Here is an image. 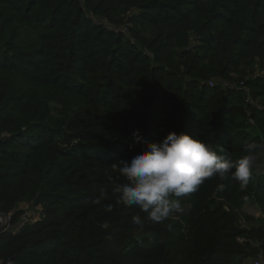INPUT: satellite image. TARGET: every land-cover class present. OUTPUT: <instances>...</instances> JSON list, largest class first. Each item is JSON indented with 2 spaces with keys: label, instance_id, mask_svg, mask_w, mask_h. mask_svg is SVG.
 I'll return each mask as SVG.
<instances>
[{
  "label": "trees",
  "instance_id": "trees-1",
  "mask_svg": "<svg viewBox=\"0 0 264 264\" xmlns=\"http://www.w3.org/2000/svg\"><path fill=\"white\" fill-rule=\"evenodd\" d=\"M98 1L0 0V213L25 199L43 211L17 233L0 232L1 258L14 264H241L264 252V225L242 230L232 216L245 197L264 213V165L256 164H264V111L247 105L260 112L261 132L257 123L243 124V104L241 125L228 112L229 101L217 99L240 98L229 71L238 47L245 48L243 60L264 54V0ZM136 8L128 19L134 42L95 17L118 26L126 21L120 15ZM143 24L152 27L150 37L137 28ZM189 31L200 40L209 33L200 50L163 56L179 32ZM182 62L179 73L174 64ZM211 78L233 87L210 86ZM136 129L139 143L131 140ZM169 132L203 140L233 162L251 156L246 189L232 178L233 168L178 198L183 211L160 223L122 204L114 189L127 181L113 164ZM230 200L237 205L227 210ZM135 215L142 225L132 222ZM104 222L108 229L100 227ZM244 236L259 246L239 241Z\"/></svg>",
  "mask_w": 264,
  "mask_h": 264
},
{
  "label": "clouds",
  "instance_id": "clouds-1",
  "mask_svg": "<svg viewBox=\"0 0 264 264\" xmlns=\"http://www.w3.org/2000/svg\"><path fill=\"white\" fill-rule=\"evenodd\" d=\"M131 140L140 142L139 129L131 133ZM251 162L249 155L233 162L217 154L203 140L183 132H169L158 143L146 142L130 160L113 164L127 181L118 184L114 193L122 204L137 206L148 220L160 223L173 212L183 211L178 198L195 192L206 179L224 178L234 168L232 178L241 186L246 185L251 176ZM132 222L142 225L143 220L135 215ZM100 227L108 229L110 225L104 222Z\"/></svg>",
  "mask_w": 264,
  "mask_h": 264
},
{
  "label": "rangeland",
  "instance_id": "rangeland-1",
  "mask_svg": "<svg viewBox=\"0 0 264 264\" xmlns=\"http://www.w3.org/2000/svg\"><path fill=\"white\" fill-rule=\"evenodd\" d=\"M86 0H81V4L83 6H86ZM99 1L98 0H90V3L91 4H96L98 3ZM137 8L136 9H133V10H127L125 13L121 14L120 17H125V23L121 24V25H118V26H115V25H111L108 20L106 18H100L98 16H95L96 19H100L101 21H103V23H105L106 25H110L111 27L115 28L116 31L118 32H122L126 34L127 37H129L130 39H132V42H134L135 40L133 39V36H130L131 35V32H130V28L133 27V23L131 24L130 22H128V19L134 15L135 13H138L137 12ZM105 28V27H104ZM137 28H140L142 30L143 33H145L147 35V37H150L151 36V26L148 25H138ZM190 32V31H189ZM187 32L185 34H182V32H179L175 38V40H173L171 42L172 46L170 49H167L165 50V54L163 56H166L168 57L169 59H171V54L174 56V54H176L177 52L179 51H182V50H191L190 48H197L198 50H200L201 47H203L204 45V40L209 37V33L208 32H203L202 34V40H200L199 36L192 32ZM189 33L188 35V38L186 40V43L182 42V39L180 37H185L187 34ZM181 42H180V40ZM145 51L149 52L151 54V52L146 49V48H143ZM197 49H195L194 51H197ZM245 48L243 47H238L236 49V51L238 52V55L237 56H232L231 57V65L229 67V71H230V75H233L234 78H236V81H234L235 83H237L238 85V88H239V92L241 93L240 94V98L238 100H236V98L234 99H228V97L226 98L225 96H222V95H218L217 99H223L225 100L226 102H228V105L230 106L229 107V113L230 114H233L236 119H238L239 121V124L242 125V121H243V115L241 114L240 112V105L243 104V109H247V105L251 103L250 107H255L257 110L259 111H264V84L263 82L261 81V79L263 78L264 76V54L261 55V54H256V55H252V56H249V58H246L245 60H243L244 56H245ZM206 50H204L202 53H205ZM249 53H252L249 51ZM210 54V53H209ZM175 66H178L176 67V69L180 72H183L185 70V64L182 62V63H175L174 64ZM186 75V74H185ZM216 78H211V81L213 82V84H211L212 82L211 81H208V85L210 86H215V85H220L223 87V89H228V88H232L233 86H229V81L226 80V81H219V80H214ZM224 83H227L228 84V87H225L223 86ZM243 84V86H242ZM235 84V86H237ZM224 91V90H223ZM226 93V92H225ZM231 97V96H229ZM247 98H250L251 102L247 103L246 102V99ZM216 99V100H217ZM235 101H238L237 103ZM255 108H251L250 110L255 114V119L254 122L255 124L257 123V126L255 127H258V129L260 130V127H261V122L257 121V114L256 113H260L259 111L255 110ZM250 111V113H251ZM254 124V125H255ZM253 126V125H252ZM261 132L263 130H260ZM256 164H259V165H264V164H260L257 163ZM260 169H264V166L260 167ZM239 187L241 189H246V186H241L240 182H239ZM245 202L239 206V207H233L232 211V216L234 217V219H237V221H239V219L241 217L245 218L249 224L251 225V228L252 227H256L257 225H264V213L261 212V209L259 207V205L257 204V202L252 198L250 197H245L244 198ZM238 201V200H237ZM240 202V201H238ZM250 202V203H249ZM26 205V206H23V205ZM35 204H33V201H30V200H23V201H19L18 203L15 204V206L11 209V210H21V208H27L29 207L30 210L33 208ZM37 205H39L41 207V204L38 203ZM231 205H237L235 202H233V200H230V201H227L225 202L224 204V207L225 209L229 210L228 207H231ZM248 207H250V210L248 209ZM42 209V207H41ZM9 210V211H11ZM236 210V211H234ZM7 211V212H9ZM248 211V212H247ZM251 212V213H250ZM174 213V212H173ZM172 213V214H173ZM237 213V215H236ZM169 223H167L166 225H168ZM236 226L237 223H236ZM237 230L238 227H237ZM245 238L247 236H244ZM175 251H178V254L181 256V253H182V250L180 248H174ZM264 253V252H263ZM2 256H0V261L1 260H8L9 258H1ZM242 264V263H241ZM251 264V262H250ZM252 264H254V261L252 259Z\"/></svg>",
  "mask_w": 264,
  "mask_h": 264
},
{
  "label": "built area",
  "instance_id": "built-area-1",
  "mask_svg": "<svg viewBox=\"0 0 264 264\" xmlns=\"http://www.w3.org/2000/svg\"><path fill=\"white\" fill-rule=\"evenodd\" d=\"M211 84H213V82ZM223 86L226 87L228 86V84L224 83ZM246 102H251L250 98H247ZM247 123L250 125L254 124V121L250 115L247 118ZM42 217V212L37 215V217H33L32 209L30 210V208H21V210L19 211L11 210L7 213H0V232H10L13 234L17 233L25 227L32 225L35 221L40 220ZM238 227L239 229L247 230L250 228V224L245 218L241 217L238 221ZM238 239L239 241H243L242 237H238ZM253 261L254 264H264V254L262 252H259L257 257L253 259ZM0 264H14V262L8 259L6 262L0 261Z\"/></svg>",
  "mask_w": 264,
  "mask_h": 264
},
{
  "label": "crops",
  "instance_id": "crops-1",
  "mask_svg": "<svg viewBox=\"0 0 264 264\" xmlns=\"http://www.w3.org/2000/svg\"><path fill=\"white\" fill-rule=\"evenodd\" d=\"M249 115L252 117L250 111H249L248 109H246V117H245V120H244L243 124H245V125H247V126H252V125L246 123V122H247V118L249 117ZM252 119H253V117H252ZM253 121H254V119H253ZM254 124H255V122H254ZM254 124H253V125H254ZM249 203H250V202H249ZM33 204H34V203H33ZM23 206H26V205L24 204ZM34 206H35V207L32 208V214H33V217H37V215H39L41 212L43 213V211H42V209H41V207H40L39 205H34ZM27 208H29V207H27ZM248 209L250 210V207H248ZM250 211H251V210H250ZM247 212H248V211H247ZM250 213H251V212H250ZM242 238H243L244 241H249V243H250L251 245L255 246V247H258V246H259V243H258L257 241H255V240L248 239L247 237H246V238H245V237H242ZM259 252H262V253H263V250L260 249V251H258V253H259ZM263 254H264V253H263ZM257 255H258V254H256V256H255L254 258H256ZM254 258H253V257H250V258L246 259L242 264H250V262H251V264H252V259H254Z\"/></svg>",
  "mask_w": 264,
  "mask_h": 264
},
{
  "label": "water",
  "instance_id": "water-1",
  "mask_svg": "<svg viewBox=\"0 0 264 264\" xmlns=\"http://www.w3.org/2000/svg\"><path fill=\"white\" fill-rule=\"evenodd\" d=\"M0 230H1V228H0Z\"/></svg>",
  "mask_w": 264,
  "mask_h": 264
}]
</instances>
